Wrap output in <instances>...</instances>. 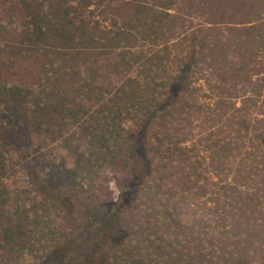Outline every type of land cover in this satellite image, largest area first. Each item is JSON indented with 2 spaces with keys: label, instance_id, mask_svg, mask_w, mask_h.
<instances>
[{
  "label": "trees",
  "instance_id": "16d2710c",
  "mask_svg": "<svg viewBox=\"0 0 264 264\" xmlns=\"http://www.w3.org/2000/svg\"><path fill=\"white\" fill-rule=\"evenodd\" d=\"M0 37V264H264V6L0 0Z\"/></svg>",
  "mask_w": 264,
  "mask_h": 264
},
{
  "label": "rangeland",
  "instance_id": "374dc122",
  "mask_svg": "<svg viewBox=\"0 0 264 264\" xmlns=\"http://www.w3.org/2000/svg\"><path fill=\"white\" fill-rule=\"evenodd\" d=\"M260 5L264 6L263 0H257ZM245 18V17H244ZM236 20H239L236 18ZM203 19L201 17H194L193 18V25L198 26L201 24ZM236 34L232 35L231 41L232 46H236ZM6 42H9L8 38L0 37V48L3 47V45L6 44ZM257 49V47H256ZM255 49V50H256ZM253 51L251 54V59L249 58L248 61H252L251 66L255 65V61L258 60V62H262L264 64V50H256ZM238 51L233 49L232 55L235 57V61L237 62L240 58V55L237 53ZM237 55V56H236ZM250 56V55H249ZM239 57V58H238ZM256 57V58H255ZM256 59V60H255ZM255 60V61H254ZM251 72V73H250ZM248 73L252 74V81H249L247 78V82H245V94L248 97H251L252 100L245 103V114L243 119L248 120L251 123V128L249 129V136L248 138H254L257 137L256 131L260 126H263L264 128V96H262L261 93L264 92V69L263 71H259V69L252 67L251 71H248ZM236 74V73H234ZM234 82V81H233ZM255 95H258V97H253ZM247 100V99H245ZM242 100H237L235 103V107L232 108V115L234 116L236 114L235 109L240 108L242 104ZM251 117V118H250ZM257 119L261 120L262 122H258ZM257 121V122H256ZM245 122V121H244ZM127 127H132V123L127 121L126 122ZM36 143L42 142V139H37V141L34 139ZM32 150V149H31ZM5 158H7V162L13 165L14 168H17L16 171H14V176L9 183L11 187L15 189V191L20 194L21 196H25L26 198L31 197V194L28 190L32 189L31 185H29L30 178L27 176L25 169H22V161L23 157L22 155L18 154L17 152H7ZM100 184L103 181H106L108 183V190L111 193L112 198L117 199L119 196V187H118V181L116 180V176L111 172H105L104 177L101 178ZM107 190L104 185H101V196H106ZM109 195V194H108Z\"/></svg>",
  "mask_w": 264,
  "mask_h": 264
}]
</instances>
